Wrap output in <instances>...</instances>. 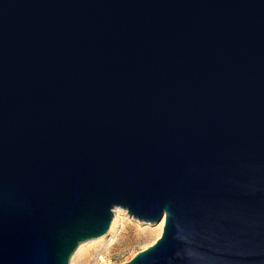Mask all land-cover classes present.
<instances>
[{
	"label": "water",
	"instance_id": "obj_1",
	"mask_svg": "<svg viewBox=\"0 0 264 264\" xmlns=\"http://www.w3.org/2000/svg\"><path fill=\"white\" fill-rule=\"evenodd\" d=\"M122 264H264V0H0V264H69L113 209Z\"/></svg>",
	"mask_w": 264,
	"mask_h": 264
},
{
	"label": "rangeland",
	"instance_id": "obj_2",
	"mask_svg": "<svg viewBox=\"0 0 264 264\" xmlns=\"http://www.w3.org/2000/svg\"><path fill=\"white\" fill-rule=\"evenodd\" d=\"M154 226L156 224L130 217L126 211L119 208L115 214V223L107 233L80 244L81 248L72 264H122L127 262L159 237L154 232Z\"/></svg>",
	"mask_w": 264,
	"mask_h": 264
},
{
	"label": "bare ground",
	"instance_id": "obj_3",
	"mask_svg": "<svg viewBox=\"0 0 264 264\" xmlns=\"http://www.w3.org/2000/svg\"><path fill=\"white\" fill-rule=\"evenodd\" d=\"M118 207H115L114 209H113V217L114 218H112V223H111V225H110V227H112V225L115 223V214L118 212ZM125 211V210H124ZM155 225V224H154ZM162 226H163V220H161L158 224H156V226H154L153 227V229L155 230L154 232L156 233V234H158V236H159V234H161L160 232L162 231ZM109 227V228H110ZM81 248V245H79L78 247H77V249L75 250V252L73 253V255L71 256V258H70V260H69V264H72V262L74 261V259H75V257L77 256V252H78V250Z\"/></svg>",
	"mask_w": 264,
	"mask_h": 264
}]
</instances>
